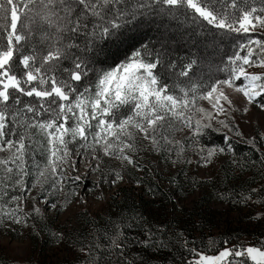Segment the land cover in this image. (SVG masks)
I'll return each mask as SVG.
<instances>
[{
  "label": "snow or ice",
  "instance_id": "6c2138e0",
  "mask_svg": "<svg viewBox=\"0 0 264 264\" xmlns=\"http://www.w3.org/2000/svg\"><path fill=\"white\" fill-rule=\"evenodd\" d=\"M155 18L195 36L193 50L173 59L166 43L141 39L112 58V46ZM253 109L264 114V0H0V227L35 233L49 214L86 206L77 182L87 174L95 177L88 193L106 200L149 154L177 171L223 158L237 181L249 168L264 174V130L246 135L241 124L251 123ZM212 133L223 142L212 143ZM236 143L259 159H237ZM203 183L193 179L188 188ZM169 185L168 199L183 208L184 187L174 176ZM225 195L264 203V185L218 198ZM163 232L169 240L159 239ZM51 239L70 244L78 264H150L129 256L133 244H174L192 257L181 255L179 264H264V239L225 240L207 255L190 248L182 230L139 212L102 227L91 220L87 231L54 229Z\"/></svg>",
  "mask_w": 264,
  "mask_h": 264
},
{
  "label": "trees",
  "instance_id": "16d2710c",
  "mask_svg": "<svg viewBox=\"0 0 264 264\" xmlns=\"http://www.w3.org/2000/svg\"><path fill=\"white\" fill-rule=\"evenodd\" d=\"M124 44L112 46L110 51L115 56L123 57L124 53L133 45H136L141 39L160 41L166 43L168 50L173 59L183 57L193 49L191 45L196 39L189 32H185L184 27L178 26L176 22L168 19L155 18L152 22L139 30L129 31ZM188 45V47H186ZM159 46V45H157ZM111 63V58L109 60ZM211 142L222 143V135L212 133ZM237 159L245 157L258 160L259 153L255 152L246 143H236ZM157 157V156H156ZM158 159V158H157ZM142 170L129 174L130 183L133 186L121 187L113 196H111L105 211L100 215H89L81 212L79 217V226L76 227L81 231L88 230V222L95 220L97 226L102 227L109 217L115 218L119 214H129L134 212L142 213L150 223L166 225L170 230L181 231L189 242V247H194L197 251H203L207 255H213L216 250L224 246V241L228 240L233 243L244 242L259 244L264 239V219L254 220L258 212L264 214V203L247 204L240 203L238 198L232 196L225 199H219L220 194H227L229 190L239 193L244 192L249 187H257L264 185V174L259 171V166L249 168L242 173L237 181L234 179L235 167L230 161L225 159L220 169L214 173L209 179L203 180L199 178L195 170L188 166L184 171L172 172L157 169L150 161L142 163ZM185 171L188 173L187 178ZM174 176L176 183L184 187V191L180 192L181 197L188 196L197 191V198L193 200L190 207L180 208L174 206L175 201L169 200L167 193L169 192V179ZM139 178L142 183L137 184L136 179ZM203 181L202 185L196 188H188L192 180ZM136 186L137 188H134ZM149 186L156 187L164 193L163 195L152 196ZM171 187L175 188V185ZM179 191V190H178ZM255 199V197L253 198ZM219 203L226 207L224 219L217 220L215 214L219 211L212 209V202ZM247 221V222H246ZM39 227L37 235H43L47 238L51 234V227L47 221H37ZM213 228L216 231L211 232ZM140 234L139 229L130 231V235ZM169 232L160 234L159 239L169 240ZM34 237V236H33ZM30 237L35 242V237ZM39 239V236H38ZM37 245V244H35ZM65 255L48 262L47 258L37 259L35 264H78V253L71 248L70 244L64 245ZM132 253H139L140 256L149 261L150 264H179V257L183 255L185 259L192 258L190 254L185 253L183 249L175 246L170 248H153L141 249L138 245L133 244Z\"/></svg>",
  "mask_w": 264,
  "mask_h": 264
},
{
  "label": "rangeland",
  "instance_id": "374dc122",
  "mask_svg": "<svg viewBox=\"0 0 264 264\" xmlns=\"http://www.w3.org/2000/svg\"><path fill=\"white\" fill-rule=\"evenodd\" d=\"M188 47V45L186 46ZM206 103V102H205ZM251 117V123H246L244 121L241 122L242 127L244 129V132L246 135H250L253 133H258L260 130H264V114L258 112L257 110L253 109L250 114H248ZM179 136V133H177ZM37 160H40L41 157L37 155ZM150 161L153 166H155L159 170H165L168 172L174 171V168H172L170 165L163 163L162 161H159L155 154H149L146 155L141 163H146ZM225 159H221L219 162H217L215 165H212L207 168H201L198 167L195 163L192 166V169L195 170L196 175L203 179L207 180L209 179L218 169L221 168L223 165ZM138 172L135 169L129 168L127 169L125 175L126 179L125 181L120 184L118 188H114L112 190V195L115 194L121 187L124 186H133L130 183L129 180V174L131 171ZM83 174V170H82ZM93 177L90 174L84 175V178L82 181L77 182L80 184V191L81 194H86L87 198V205H73L72 207L68 208L66 211L57 213L55 216H52L49 214L46 221L51 227L52 230H62L64 232H67L68 229L76 228L79 226V220L81 217H79L81 212H85L89 215H100L102 214L105 209L108 206V203L110 201L111 196L106 199L102 200L101 202L97 201V198L94 193H88L89 188H93ZM134 188H137L134 186ZM95 192V190H94ZM197 191L185 196L181 197L182 203L188 208L192 205L193 200H195L197 196ZM105 195H108V189L107 186H105ZM184 206V208H185ZM212 209L219 211V214H215L216 221L217 220H223L224 219V212L227 211L226 207L216 203L212 202ZM247 222V221H246ZM31 226V225H30ZM29 226V228H30ZM217 228H213L211 232L216 231ZM35 237V242L31 241L30 237ZM39 236V239H38ZM33 237V238H34ZM37 244V245H35ZM247 244H254L253 242L247 243ZM66 253L64 246H57L53 240L51 239V234L49 237L44 238L43 235H37V232L33 233L29 229H23L17 227L14 231L12 229H4L3 227H0V264H35L37 259L47 258L48 262L53 261L61 256H64Z\"/></svg>",
  "mask_w": 264,
  "mask_h": 264
}]
</instances>
